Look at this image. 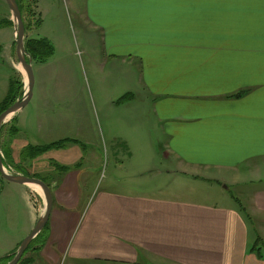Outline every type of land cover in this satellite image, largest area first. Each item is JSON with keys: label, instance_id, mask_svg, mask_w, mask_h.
<instances>
[{"label": "crops", "instance_id": "crops-1", "mask_svg": "<svg viewBox=\"0 0 264 264\" xmlns=\"http://www.w3.org/2000/svg\"><path fill=\"white\" fill-rule=\"evenodd\" d=\"M37 13L42 18L38 3ZM86 16L101 31L108 58L136 77L118 97L116 109L128 113L120 120L131 131L144 116L160 127L152 141L135 136L145 145L136 150L128 144L129 160L156 151L157 140L162 158L173 165L159 174L173 181L228 182L243 168L263 179L264 0H87ZM9 58L15 70L16 57ZM57 62L53 55L32 62L38 70L32 97L13 117L19 132L0 136L22 166L16 173L46 181L54 199L47 228L21 264H62L66 250L74 259L68 264H264L250 245L240 198L219 192L220 201L184 199L195 189L181 184L167 195L157 183L153 192L140 185L129 191L145 192L118 187L92 193L86 165L97 155L100 135L87 103L56 77L62 71ZM63 140V147L22 159L25 147ZM149 173L140 167L137 175ZM7 182L37 203L25 226L8 236L2 257L17 250L45 209L37 185ZM251 201L254 231L264 238V186Z\"/></svg>", "mask_w": 264, "mask_h": 264}, {"label": "rangeland", "instance_id": "rangeland-1", "mask_svg": "<svg viewBox=\"0 0 264 264\" xmlns=\"http://www.w3.org/2000/svg\"><path fill=\"white\" fill-rule=\"evenodd\" d=\"M38 9L42 13L43 21L39 27H34L30 34L32 33V38H48L54 49L53 56L58 57L56 64L62 65V71L56 77L66 79L76 92L78 101L87 103L86 109L91 110L94 126L100 135L95 147L97 155L90 164L86 165L90 169L87 176L92 183V193L96 194L97 191L104 189L116 190L118 187L126 192H145L144 189L129 191V188L134 189L140 185L145 188L151 187L148 192H153L157 183L162 187L163 194L167 195L177 194L178 191L173 190L177 188V185L182 184L186 189L194 188V192L189 191L190 197H184V199L203 200L205 197H212L220 201L217 194L219 192L240 198L239 206L250 224V245L253 250L261 252L264 256V238H260L259 232L254 231L256 221L250 217L251 197L256 190L264 186V166L262 165L261 177H259L263 178L262 180L257 179V174L250 169L243 168L239 176L228 177L230 179L228 182H196L193 179L173 181L159 174L160 170L173 165L162 158L157 140H155L156 151L154 149L149 152L148 157L145 155L140 158L136 152L129 160L128 144L136 150L145 145L141 139L135 141V136L149 137L152 141L153 133L160 132V127L156 130L153 120H150L148 116L143 117L140 127L134 129L135 131H131L132 127H128L130 123L120 120L122 117L128 118V113H123L121 107L116 109V105L121 103L118 97L134 85L136 77L133 76L132 68L124 69L120 61L108 58L101 31L96 29L86 16L87 0H39ZM6 20H11V10L6 0H0V44L2 46L0 102L7 94L11 77L17 74L9 57H16V69L21 74L24 72L16 55L14 44L16 30L15 28L13 30ZM13 44L14 47H12ZM33 61L36 64L39 60ZM33 72L36 82L38 75L36 65H33ZM22 75L24 82L27 76L25 72ZM26 89L27 84L24 82V90ZM13 117L14 115L8 122ZM106 118L110 127L106 123ZM149 158L152 159L149 160ZM134 165H137L139 169L143 167V170H152V174L137 175L139 169L133 170ZM235 180H243V182L236 184ZM7 181L0 177V258L4 255L8 236L17 235L18 227L25 226L29 213H33V209L36 208L33 196L24 199L19 188L8 184L10 182ZM149 181H151L149 185H143ZM4 185L7 186L4 187ZM262 232L264 233V229ZM61 257L62 264H68L74 260L69 250L61 251Z\"/></svg>", "mask_w": 264, "mask_h": 264}, {"label": "trees", "instance_id": "trees-1", "mask_svg": "<svg viewBox=\"0 0 264 264\" xmlns=\"http://www.w3.org/2000/svg\"><path fill=\"white\" fill-rule=\"evenodd\" d=\"M39 0H17L21 13L22 18L25 24L26 34H25V47L27 49V53L31 56L33 60H41L45 61L49 59L53 53L54 49L51 45V43L46 38H31L29 37V34L33 28H37L41 25L42 18L41 15H39L36 11L37 9V3ZM37 13V14H36ZM6 23L8 25L14 27L13 20H6ZM15 48H16V41L14 42ZM2 52V46L0 44V54ZM19 63V62H18ZM16 75L11 77L10 84H9V90L7 96L4 98L3 101L0 102V115L2 112H4L8 107H10L12 104H14L17 99L21 98L24 95V82H23V75L18 72L17 69H15ZM242 92L239 93L237 96L241 97ZM14 118H12L9 122L5 123L2 127L1 134L6 131L7 134L10 137H14L18 134L19 128L14 123ZM68 141L63 140L60 142L52 143L51 145H48L46 147H37V146H30L25 147L21 153L22 159L26 160L28 158H35L42 154L45 149L47 148H59L66 145ZM2 153H3V161L6 166H11L14 168L16 172H21L22 166L20 163H15L13 161V156L10 147L6 148L2 146ZM46 182V181H45ZM48 226V225H47ZM46 226V228H47ZM43 232V231H42ZM42 232H40L37 237L31 242L27 250L25 251L22 259L19 263L24 262L26 260L25 256L28 253V251L34 247L37 243H39V239L42 235ZM43 245L38 246L39 248ZM15 251L11 255H6L2 258H0V264H7L13 257H14ZM29 262V261H27Z\"/></svg>", "mask_w": 264, "mask_h": 264}, {"label": "water", "instance_id": "water-1", "mask_svg": "<svg viewBox=\"0 0 264 264\" xmlns=\"http://www.w3.org/2000/svg\"><path fill=\"white\" fill-rule=\"evenodd\" d=\"M6 2L10 7L12 20L14 22V28L16 30L15 33L16 55L19 64L22 66L27 76V80H26L27 89L21 98L17 99V101L14 104H12L4 112L1 113L0 136L3 125L8 122L11 116H13L18 111H20L30 101L33 94V88L35 85V77L32 66L33 59L27 53V49L25 47L26 29L19 4L17 0H6ZM24 72H22V74H24ZM0 174L5 179L15 183H20V184L29 183V184L37 185L42 190L45 199V209L41 217L39 218L35 227L32 229L31 233L28 236H26L23 239V241L20 243L19 247L15 251L14 257L7 263V264H19L20 260L22 259L25 251L27 250L31 242L48 224L50 214L53 209V203H54L53 194L50 186L43 179L37 177H30L19 173H11L6 169L3 161L1 137H0Z\"/></svg>", "mask_w": 264, "mask_h": 264}, {"label": "built area", "instance_id": "built-area-1", "mask_svg": "<svg viewBox=\"0 0 264 264\" xmlns=\"http://www.w3.org/2000/svg\"><path fill=\"white\" fill-rule=\"evenodd\" d=\"M6 169H7L9 172H11V173H15L14 168L11 167V166H7ZM33 197H34L35 202L37 203V198H36V196H33Z\"/></svg>", "mask_w": 264, "mask_h": 264}, {"label": "bare ground", "instance_id": "bare-ground-1", "mask_svg": "<svg viewBox=\"0 0 264 264\" xmlns=\"http://www.w3.org/2000/svg\"><path fill=\"white\" fill-rule=\"evenodd\" d=\"M22 67V66H21ZM24 70V69H23Z\"/></svg>", "mask_w": 264, "mask_h": 264}]
</instances>
